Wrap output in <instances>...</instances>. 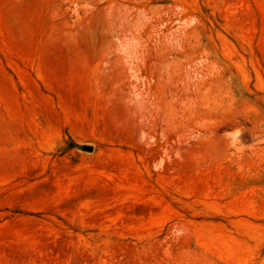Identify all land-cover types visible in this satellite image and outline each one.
Listing matches in <instances>:
<instances>
[{
	"label": "rangeland",
	"instance_id": "rangeland-1",
	"mask_svg": "<svg viewBox=\"0 0 264 264\" xmlns=\"http://www.w3.org/2000/svg\"><path fill=\"white\" fill-rule=\"evenodd\" d=\"M0 264H264V0H0Z\"/></svg>",
	"mask_w": 264,
	"mask_h": 264
},
{
	"label": "water",
	"instance_id": "water-1",
	"mask_svg": "<svg viewBox=\"0 0 264 264\" xmlns=\"http://www.w3.org/2000/svg\"><path fill=\"white\" fill-rule=\"evenodd\" d=\"M76 147L86 151H91L93 149V147L88 144H76Z\"/></svg>",
	"mask_w": 264,
	"mask_h": 264
}]
</instances>
